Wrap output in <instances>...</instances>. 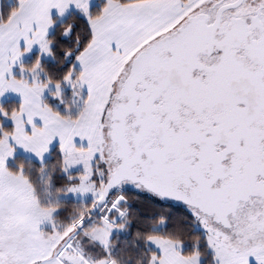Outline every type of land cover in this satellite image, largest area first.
Listing matches in <instances>:
<instances>
[{
	"label": "snow or ice",
	"instance_id": "6c2138e0",
	"mask_svg": "<svg viewBox=\"0 0 264 264\" xmlns=\"http://www.w3.org/2000/svg\"><path fill=\"white\" fill-rule=\"evenodd\" d=\"M0 264H264V0H0Z\"/></svg>",
	"mask_w": 264,
	"mask_h": 264
}]
</instances>
